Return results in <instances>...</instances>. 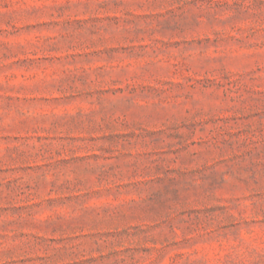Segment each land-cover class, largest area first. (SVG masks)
<instances>
[{
  "label": "rangeland",
  "instance_id": "374dc122",
  "mask_svg": "<svg viewBox=\"0 0 264 264\" xmlns=\"http://www.w3.org/2000/svg\"><path fill=\"white\" fill-rule=\"evenodd\" d=\"M0 264H264V0H0Z\"/></svg>",
  "mask_w": 264,
  "mask_h": 264
}]
</instances>
